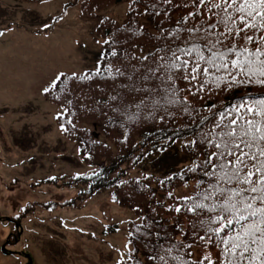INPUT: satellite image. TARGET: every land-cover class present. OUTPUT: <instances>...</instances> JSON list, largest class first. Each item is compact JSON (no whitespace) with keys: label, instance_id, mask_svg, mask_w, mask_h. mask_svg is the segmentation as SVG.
I'll use <instances>...</instances> for the list:
<instances>
[{"label":"rangeland","instance_id":"rangeland-1","mask_svg":"<svg viewBox=\"0 0 264 264\" xmlns=\"http://www.w3.org/2000/svg\"><path fill=\"white\" fill-rule=\"evenodd\" d=\"M73 1L0 0V216H20L24 232L15 243L14 226L0 223V264H26L16 253L28 254L32 264H117L128 244V226L138 220L131 199L119 204L114 188H92L88 178L96 170L82 163L78 143L67 141L56 125L64 110L44 98L61 73L97 70L101 18L124 22L129 5L120 1L89 19L81 17V2ZM151 93L153 98L143 93L144 104L131 112L135 120L148 119L147 106L162 99L160 92ZM96 137L112 146L101 133ZM182 145L124 164L123 181L180 173L192 160L182 154ZM30 205L35 206L24 213ZM6 243L14 254L3 253ZM208 252L213 257L195 247L193 258Z\"/></svg>","mask_w":264,"mask_h":264},{"label":"trees","instance_id":"trees-1","mask_svg":"<svg viewBox=\"0 0 264 264\" xmlns=\"http://www.w3.org/2000/svg\"><path fill=\"white\" fill-rule=\"evenodd\" d=\"M19 1L36 3L40 0ZM120 1L123 0H79L81 17L98 19L100 11ZM185 4L190 5L191 0H172L171 3L166 0H136L134 3L130 0L124 22L115 17H102L97 28V34L103 39L97 68L99 73L95 70L81 75H63L57 79L55 88L51 87L44 93L48 103L64 110L55 119L63 137L69 142H77L82 163L96 170L88 178L93 182L92 188H114L119 204L132 200V209L140 221L131 222L128 226L125 253L131 249L134 259L128 260L125 256L126 264H135L136 261L147 264L150 246L164 244L168 240L173 243L182 240L185 245H192L187 249L191 252L187 258L191 260H194L195 247L212 251L213 259L216 258L217 249L199 239L193 230L192 221L196 218L183 209L180 213L170 210L182 203L179 199L182 195L193 193L191 187L188 192H181L184 183L194 185L198 179H206L200 175L199 169L196 173L187 171L194 161L200 162L207 155L205 146L198 143L192 148L187 145L193 139L199 141L201 134L212 127L211 120L201 123L203 117H212L218 111L229 109L242 98L264 95V88L256 85L222 89L212 83L199 90L197 82L189 83L177 77L175 87L180 89V98L187 97L189 111H184L182 103H169L170 99L176 98L172 96V85L169 83L168 91H163L165 85L159 79L163 71L151 77L148 70L157 66L160 55H165L158 49L182 44L188 38L186 29L199 24L198 19H189L187 24L182 22L183 17L193 10ZM178 29H184L179 33L180 40L176 38ZM106 40L109 43H104ZM113 50L116 56L111 55ZM145 56L147 60H143ZM109 65L111 73L105 70ZM117 69L123 75L118 74ZM85 74L90 78L82 79ZM146 75L151 78L143 79ZM138 88L141 90L136 91ZM153 91L162 95L159 106L148 105L145 110L148 119L135 120L131 115L135 105L143 99V93L153 98ZM100 133L111 141V147L96 139ZM173 143H182V154L192 160L180 173L172 175L171 180L169 177L159 179L149 175L123 181L121 173L124 164L139 162L146 154L157 155ZM113 147L116 152H113ZM169 193L172 195L169 196ZM34 206L30 205L24 213L28 214ZM198 231L204 235L202 229ZM157 233L161 237L159 240Z\"/></svg>","mask_w":264,"mask_h":264},{"label":"snow or ice","instance_id":"snow-or-ice-1","mask_svg":"<svg viewBox=\"0 0 264 264\" xmlns=\"http://www.w3.org/2000/svg\"><path fill=\"white\" fill-rule=\"evenodd\" d=\"M184 6L193 10L182 22L198 19L199 24L186 29L188 38L182 44L158 49L165 55H160L157 66L148 70L151 77L163 71L159 77L165 85L163 91H168L169 83L172 85V96L176 98L169 103H182L184 111H189L187 97L180 98V89L175 87L177 77L197 82L199 90L212 83L222 89L242 85L264 88V0H191L190 5ZM182 31L177 30V40ZM111 55L116 56V51ZM105 70L111 73V65ZM116 71L123 75L119 69ZM151 77L146 75L143 79ZM56 86L53 81L51 87ZM143 104L141 101L135 106L139 109ZM217 115L219 119H215ZM207 120H211L212 127L201 134L199 141L193 139L187 145L205 146L207 155L200 162L194 161L187 171L196 173L199 169L206 179H198L194 185L184 183L183 188L191 187L194 194L182 195V203L170 210L180 213L183 209L196 218L192 228L199 239L217 249L216 258L208 252L191 260L187 249L192 245L168 240L150 246L147 264H264V95L242 98L229 109L203 117L201 123ZM200 229L204 235H200ZM156 236L161 238L159 233ZM125 256L134 259L129 249L121 253L117 264H126Z\"/></svg>","mask_w":264,"mask_h":264},{"label":"water","instance_id":"water-1","mask_svg":"<svg viewBox=\"0 0 264 264\" xmlns=\"http://www.w3.org/2000/svg\"><path fill=\"white\" fill-rule=\"evenodd\" d=\"M16 227L19 228V225H17ZM20 231H21V229H20ZM2 251H3L5 254H7V252L5 251V247H4V246L2 247ZM25 257H26V259H27L28 262H29L28 264H31V260H30L29 256L26 255Z\"/></svg>","mask_w":264,"mask_h":264}]
</instances>
